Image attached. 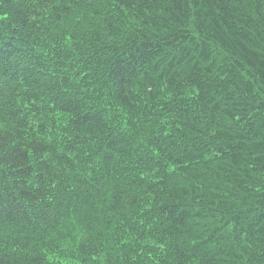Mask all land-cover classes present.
Here are the masks:
<instances>
[{
    "label": "trees",
    "instance_id": "trees-1",
    "mask_svg": "<svg viewBox=\"0 0 264 264\" xmlns=\"http://www.w3.org/2000/svg\"><path fill=\"white\" fill-rule=\"evenodd\" d=\"M0 14V264H264V0Z\"/></svg>",
    "mask_w": 264,
    "mask_h": 264
},
{
    "label": "snow or ice",
    "instance_id": "snow-or-ice-1",
    "mask_svg": "<svg viewBox=\"0 0 264 264\" xmlns=\"http://www.w3.org/2000/svg\"><path fill=\"white\" fill-rule=\"evenodd\" d=\"M0 3H2V0H0ZM7 19V16L5 14H0V21ZM137 52H139V49H137ZM158 55L157 53H154L150 49H145L142 53H140L139 59L141 61L147 60L149 63H151L154 56ZM133 61H135L136 57L133 56ZM16 60H13L10 55L3 54L0 52V96L3 95L4 87L7 83H10L8 81L7 77L8 75L14 71V64L16 63ZM144 65V64H143ZM143 75V73H140L135 67L134 64H130L129 68L124 69L122 76L126 82H130L133 77H139ZM0 142H3V137L0 136ZM31 145L29 146V151H31ZM37 151H43V148L37 149ZM48 157H45L47 159ZM10 209H7L3 206H0V213H3L5 211H9Z\"/></svg>",
    "mask_w": 264,
    "mask_h": 264
}]
</instances>
